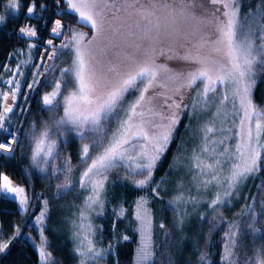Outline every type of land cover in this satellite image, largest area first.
I'll return each mask as SVG.
<instances>
[{"label": "snow or ice", "instance_id": "obj_1", "mask_svg": "<svg viewBox=\"0 0 264 264\" xmlns=\"http://www.w3.org/2000/svg\"><path fill=\"white\" fill-rule=\"evenodd\" d=\"M56 6L61 7V0H55ZM67 7L65 15H72L76 18V23L90 26L96 33L88 44L84 45L86 34L74 32L71 26H67V35L70 39L61 43L59 46L53 44L49 39L47 44L51 50L45 49L42 54L45 59L44 65H33V67H47L51 71H58L61 80L54 85L53 91L45 94L41 98V103L45 108L55 114L60 107L63 108V115L54 120L59 135L65 131H74L82 142L81 160L85 165L83 172L77 181L81 190L88 192L83 199L81 210L79 211V223H74V236L78 243L74 248L79 258L78 264H101L107 255L112 254L113 245L110 243L107 249L98 250L96 248L97 229L94 228L90 220V213L95 212L101 215L104 209L105 182L109 180L108 173L119 166L129 169L130 173L143 178L136 179L134 185L137 188H146L153 182L154 170L157 163L162 159L171 143L176 127L179 124V112L184 109L192 108V115H199L216 101L218 85H231L232 107L234 115H239L240 132L236 133L237 141L234 145H229L227 141L231 137L227 130L221 128L219 131L225 133L220 139H213L210 134L218 131L215 126H205L200 131L201 143L188 160L187 170L191 173V181L198 195H191V189H185L182 182L177 183L178 194L169 203L199 205L206 203L211 213H219L223 220L222 206L230 205L232 200L239 198L240 189L248 184L250 180H255L261 171L262 151H264V110H260L253 103L252 90L257 83V77L264 74V24L257 23V19H264V10L257 13H246L243 17L240 14V0H210L211 4H220L223 7L214 10L216 14V38L212 41L216 51L222 52L227 63L219 60H210L199 54H186L181 59L197 65L193 70L186 73H174L167 77V80L179 82L174 89L178 99L165 96V103L168 104L170 115L162 112L158 113L151 107L153 97L149 96L150 90L155 88H166L167 83L161 82L162 73H169L170 69L157 63L155 58L156 49L151 48L144 53V60L140 63L132 61V67L127 72L117 71L115 67L108 69L115 73V77L106 82V77L97 73L96 69L89 63L88 57L92 55V49L88 47L97 36L102 33L104 19L96 9L99 0H63ZM191 2V0H189ZM203 2V0H201ZM264 4V0H261ZM8 6L13 11L20 8L19 0H8ZM46 9L45 5L40 6V11ZM36 0H30L27 7V15L32 17L36 14ZM63 11V9H62ZM222 17V18H221ZM42 18V17H41ZM5 17L0 16V23L4 22ZM61 19H57L51 28V33L55 37L64 36L62 31ZM19 34L25 38L36 37L37 31L34 26L25 25L19 29ZM35 47V44H30ZM71 53L72 63L69 67H58L57 64H47V61H59L63 55ZM160 55H164L161 50ZM19 67V65L17 66ZM36 73L35 75H43ZM67 78V79H65ZM68 80L73 82V90L63 95L61 92L62 84L67 87ZM41 81L34 79L28 85L32 89L34 84ZM5 83L10 86L8 92L0 91V99L4 101L2 111H0V135L7 137L9 141H14L19 146L18 130L12 128L11 120H5L7 114L13 111L9 100L15 101L20 90L19 81L9 79ZM104 84L105 90L99 91ZM200 85H203L201 88ZM182 90L195 93L187 96ZM133 96L132 100L128 97ZM62 97V99H58ZM229 100V96L224 94L219 99V106L224 105ZM239 100L237 109L235 101ZM147 105V107H146ZM217 106V115H220V107ZM242 114V115H241ZM146 115L160 116V125H154L161 130L150 134L146 130V125L152 124L150 119H145ZM225 118L228 113L224 112ZM115 122V130L112 129ZM245 122L247 129L245 130ZM235 124L236 121L233 120ZM50 129L45 128L39 133L32 134L31 141L34 144L31 160L33 164L40 168L41 164L49 163L53 158V152L57 147L56 140L50 136ZM5 148V141L0 140V149ZM15 148L9 143L6 152L0 153L6 159L14 158ZM129 161L127 165L118 162ZM44 171L43 168H40ZM171 170V166H170ZM58 169H54L53 175ZM65 182L58 186V195H65L75 190V185L68 180L67 173L72 171L69 162H65ZM226 173V175H224ZM0 194L5 197L12 195L15 201L18 198L20 208L26 209L29 198L25 194V189L15 186L7 175L0 173ZM165 177L153 187L151 191L159 196V188L165 183ZM258 189H264V183L257 185ZM185 191L189 195L185 196ZM214 193L210 200L205 199L208 193ZM253 200L257 197L253 196ZM264 207V196L259 200ZM148 201L141 197L137 202L136 219L140 222L137 229L141 234V244L137 251L135 264H155L154 243L151 237V217L147 209ZM47 204L44 200L45 209L35 219V226L40 233L42 243L38 249L40 264H55L52 253L47 251V237L44 236L46 229ZM249 209L251 205H247ZM176 215L175 227H182L185 224V216L181 215V209L174 207ZM120 215H123L121 210ZM205 217L201 215L200 219ZM216 217L213 216V219ZM256 213L251 211L250 222L246 228L251 233H261V229L255 225ZM33 224H25L31 228ZM115 227V223L113 224ZM161 229H165L164 224H160ZM229 231L225 233L227 242L224 246V254L221 259L223 264H241L237 259L239 255L236 251L238 244L237 237L239 231ZM24 235L20 228H16L15 235L7 241L0 236V253L9 248V245L17 238ZM167 235V232H166ZM264 239V233H261ZM123 240H128V236H123ZM201 264H208L206 254H201ZM118 264V262H117ZM161 264H172L168 257L161 261ZM242 264H264V246L257 248L253 257H242Z\"/></svg>", "mask_w": 264, "mask_h": 264}, {"label": "trees", "instance_id": "obj_2", "mask_svg": "<svg viewBox=\"0 0 264 264\" xmlns=\"http://www.w3.org/2000/svg\"><path fill=\"white\" fill-rule=\"evenodd\" d=\"M19 3L21 5L19 10L13 11L8 6V0H0V16L5 17L4 22L0 23V79L9 73V69L21 57L19 52L25 40V37L19 34L21 27L34 26L37 36L30 38L38 43L47 39L51 24L57 19H61L62 25L66 27L78 25L88 34L91 33L90 26L78 24L72 15H65L67 7L63 0L60 8L56 6L55 0H36L37 11L32 17L27 15L30 0H19ZM240 4L241 12L245 9H250L252 13L264 10L261 0H240ZM41 5L46 6L42 12ZM257 23L264 24V19L258 18ZM62 31L66 34L58 37L57 40L67 36V29ZM47 74L46 72L41 76L39 80L41 82L35 84L32 90L20 93L11 123V126L18 130L19 146L15 147L14 158L6 159L4 155H0V173L7 175L14 183L24 186L29 194V204L25 212L19 210L16 200L0 194V236L7 241L15 235L16 228H20L24 233L17 237L7 250L0 253V264H40L38 249L42 239L34 222L38 213L45 209L44 200L48 201L44 232V236L47 237V251L52 253L55 264H78L79 260L74 251L72 218L75 216V211L82 206L87 192L79 189L77 184L83 165L81 158L79 159L80 139L70 134L63 137L59 134L54 135L60 139L55 150L57 157L52 159V166L48 163L49 166L44 171L37 168L31 160L33 132L38 130L37 127L42 120H51L55 117V114L48 113L41 105V96L49 85ZM256 79L252 100L257 107H261L264 105V74ZM186 118V109H184L173 139L154 170L153 182L146 188L135 187L133 177L127 176L128 173L123 171L120 173L119 169H113L108 173L109 180L105 183L104 193L105 207L103 213L94 216L93 219L97 229L94 239L96 247L110 243L114 247L112 254L107 255L101 264H117V262L134 264L139 240L135 208L143 196L147 197L146 207L151 217L155 264H161V261L168 257L171 258L172 264H201L199 259L201 254L207 255L208 264H223L221 257L224 254L225 233L229 231L231 225L239 228L240 234L237 240L242 243L238 244L236 251L239 255L234 259L239 260L241 264L243 256L251 258L257 248L264 246V239L261 238V233H264L262 216H257L259 219L256 217L254 225L261 229V233H251L246 228V224L250 222L251 211L256 210V200L252 197L264 194V189L257 188L258 184L264 183V151L261 154V171L255 180L248 182L245 198L235 209L230 206L227 208V214L231 215L229 220L215 219L213 225L209 223L210 215H207V220H203V226L196 229L198 232L193 231V234H196V241L186 238L183 227L174 226L176 215L173 211L174 207L168 202V198L174 193L163 191L161 187L159 196L151 191L161 181V177H165L166 181L171 176L177 160H180ZM262 137L264 141V136ZM66 161L72 168V171L67 173V178L76 187L65 195H58V186L65 182L63 170ZM54 169H58L55 175H53ZM247 205H251L252 208L249 209ZM118 208L123 210V215L116 217ZM232 211L235 213L230 214ZM26 223L34 226L25 227ZM114 223L115 227H113ZM160 224H164L165 229H161ZM123 236H128L129 239L123 240Z\"/></svg>", "mask_w": 264, "mask_h": 264}, {"label": "rangeland", "instance_id": "obj_3", "mask_svg": "<svg viewBox=\"0 0 264 264\" xmlns=\"http://www.w3.org/2000/svg\"><path fill=\"white\" fill-rule=\"evenodd\" d=\"M210 6L212 7L209 8ZM217 8H220L221 12L223 11L222 5L211 4L210 0H203V2H201V0H191V2H189V0H99V4L96 10L101 13V16L104 19V26L102 33L97 36V39L94 40L91 45H88V47L92 49V55L88 57L89 63L96 69L98 74L106 77V82H110L115 77V73L109 72V68L115 67L117 71L127 72L130 70V67L134 66L132 65L133 60L136 63L142 62L145 58V51L150 50L151 48H155L156 53L154 55L157 63L166 65L170 69V72L162 73L161 75V82L167 83V87L152 89L150 90L148 95L153 97L151 107H153L156 112H162L165 115H170L171 113L170 109L168 108V104L165 103V96H171L173 98L178 99V96L175 93L174 89L177 87L179 82L174 83L170 80H167V77L174 73H186L197 67V65L185 61L181 59V57L189 53L192 55L199 54L202 57H208L210 60H219L222 63H227L226 58L223 57V53L217 52L215 50L217 46L212 43V41L215 40L217 35L215 30L216 14H214V10ZM249 12L252 11L250 9H245L241 12L240 10L241 17H243L244 14ZM54 22L55 20L52 22L51 28L53 27ZM71 28L74 32L86 34L83 42L84 45H87L88 40L91 39L94 35H96L95 31L91 27L90 34H88L83 27H80L78 25H73L71 26ZM64 29H67V27L65 26ZM57 38L58 37L53 36V34L51 33V29L49 32V36L43 42L38 43L31 38H25L23 42L24 45L19 52L21 57H19L18 59H20L21 63L15 75V79L12 80L19 81V84L22 88V80L25 76H27L29 78V81L31 82L32 79L40 80L42 75H35L36 73L47 72L49 85L48 89L42 94L41 98L45 94H48L53 91L55 83L61 80V77L58 71H51L47 67L36 68L33 67V65L45 64V59L43 58L42 54L45 52V49H49V51L51 50V46L47 44V41L49 39H52L53 44L56 46H59L61 43L66 42L67 39H70L68 35L65 36V38H63L62 40H57ZM30 44H35V47H30ZM161 50L164 51V55L159 54ZM72 59L73 56L71 55V53H69L67 55H63L59 61H47V64L51 65L55 63L60 68L69 67L72 63ZM29 84H32V82L28 83V85ZM200 87L202 88L203 85H200ZM32 89H29L27 86L26 90L20 91V93L28 90L30 91ZM72 90L73 82L71 80H68L67 87L62 84L61 92L63 95H67L68 92ZM103 90H105L104 84L101 85L99 91ZM182 94L185 95L186 103L188 102L187 96L189 94L195 97V93H189L187 90H182ZM224 94H227L229 96V100L226 101L224 105L219 106V99ZM215 95L217 99L214 104L212 106H209L204 112L200 113L199 115H192L191 106L186 109L187 118L184 124V131L182 137L183 152L181 153V157L179 158L180 160H177V165L174 169V172L161 186V190L174 193L171 197L168 198V202L172 201L173 198L178 194L179 190L177 189L176 185L180 182L184 184L185 189H191V195H198L196 189L193 187L191 181V173L188 172L186 165L190 163L188 157L192 155L193 149L198 150V146L201 143V136L203 135V133L200 131L201 129H203L205 126H215L218 131L213 134H210V136L213 139L218 140L222 138L225 134L219 131V129L223 128L227 130L228 128H231V132L227 133L231 137V139H229L227 143L229 145H234L238 139L236 133L240 132V128L238 126L240 116L234 115L235 110L232 107L233 100L231 96V85H218V91ZM133 98V96L128 97L129 100H132ZM58 99H62V97H58ZM235 103L238 109L239 100H236ZM41 105L45 107L42 103ZM217 106L220 107V115H217ZM257 108H259L260 110H264V105ZM225 111L228 113L227 118H225L224 116ZM47 112L51 113L48 110ZM183 113L184 110L179 112V121ZM12 115L13 114H7L8 117L5 121V124H7L8 120H11L12 123ZM62 115L63 108L60 107L55 113V117H53V119L42 120L41 124L37 127L38 130L36 131V133H39L45 128H48L51 130V138L56 140L58 144V142H60V139L54 136L59 134L54 125V120L58 119ZM145 119H150L152 121V124L146 125V130L150 134L157 133L161 130L159 127H154V125L167 123V121H162L160 116L158 115L154 117L146 115ZM233 120L236 121L235 124L233 123ZM115 127V122H113L111 130L114 131ZM246 129L247 122H245V130ZM66 134H70L71 136L80 139L74 131H65L62 136H59L63 137ZM261 139L263 141V137ZM33 148L34 144H32V149ZM81 148L82 142L80 140L79 159L81 158ZM55 150L53 152V158L57 157ZM53 158L49 159V164L51 166L53 165ZM176 159L177 158L175 157V160ZM121 163L123 165H127L129 161L125 160L123 162H118V164ZM49 164H41L40 168H44L45 170L47 166H49ZM84 168L85 165L83 163L80 170V174L83 172ZM116 169H119L120 173H122V171L124 173H128L127 176L133 177L132 179L134 181L136 179L143 178L140 176H136L133 173H130L127 167L119 166ZM224 175H226V173ZM0 183H2V181H0ZM13 184L15 186L22 187L25 189V187L22 185L16 184L14 182ZM247 186L248 184L240 189L239 198H235L234 196L230 205L222 206L221 210L223 212V221L229 220V218L231 217V215L227 214V208L230 206L232 209H235V207L245 198V191ZM25 194L29 198V194L26 189ZM184 194L185 196H187L189 195V192L185 191ZM86 195H88V192H86ZM213 195L214 193L210 192L206 195L205 199L210 200L213 198ZM261 196H264V194L261 193L259 196H257L255 213L256 217H260L261 215L264 220V207H262L259 202ZM7 197L13 198L11 194H9V196ZM143 197L145 199L147 198L146 196ZM16 202L19 210L21 212H25L27 208H20L18 198L16 199ZM172 206L180 208L181 215L187 213V215L185 216V224L182 226L187 239L191 238L196 241V234H193V231L195 230L196 233L198 232L196 229L200 228L203 223V220H207V215H210L209 223H213V225L215 224V219L221 220L220 214L211 213L208 210L206 203L199 205L177 204ZM80 210L81 207L75 211V216H73L72 218V237L74 240L75 247L78 241L74 236V223H79L78 216ZM121 210V208L117 209L116 217L120 216ZM135 211L137 213V205ZM41 212L42 211H40L37 216H39ZM233 213L235 212L232 211L230 214ZM201 215L205 216L203 220L200 219ZM94 216H96L95 212L90 213V220L93 226ZM213 216H215L216 218L213 219ZM137 223L139 228L140 222L138 220ZM232 230L239 231V228L238 226H234ZM138 238L139 240L136 249L135 262L137 260L138 247L141 244L140 232L138 233ZM152 241L154 243V240ZM226 242L227 237L225 240V244ZM108 246L109 244H103L96 248L98 250H104L107 249Z\"/></svg>", "mask_w": 264, "mask_h": 264}, {"label": "built area", "instance_id": "obj_4", "mask_svg": "<svg viewBox=\"0 0 264 264\" xmlns=\"http://www.w3.org/2000/svg\"><path fill=\"white\" fill-rule=\"evenodd\" d=\"M20 59L17 60L16 63H14V65L9 69V73L7 75H5L4 77L1 78V82H0V91H4V92H8L9 91V87L5 81L9 80V79H15V75L17 73V70L19 67H17L18 65L20 66ZM33 64V63H31ZM33 83V79L31 80V82L29 81V78L27 76H25L22 80V88L20 86V90L19 92L17 93V97H16V100L13 102L11 100L8 101V103H10L13 107V111L8 113V114H13V112L15 111L16 107H17V103H18V100H19V96H20V91H24L26 90V87L28 86V83ZM27 83V84H26ZM23 89V90H22ZM3 104H4V101L2 99H0V111H2V107H3ZM13 128V127H12ZM17 130V128H14ZM0 140H4L5 141V148L4 149H0V153H4L6 152L7 150V147H8V144L11 143L12 144V147L15 148L16 147V144L14 141H9L7 139V137H4L3 135H0ZM9 196V195H7Z\"/></svg>", "mask_w": 264, "mask_h": 264}]
</instances>
